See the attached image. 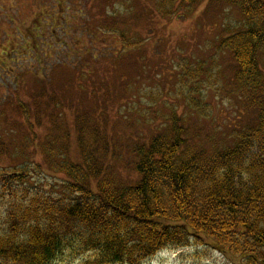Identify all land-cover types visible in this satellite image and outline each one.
<instances>
[{
	"label": "rangeland",
	"instance_id": "rangeland-1",
	"mask_svg": "<svg viewBox=\"0 0 264 264\" xmlns=\"http://www.w3.org/2000/svg\"><path fill=\"white\" fill-rule=\"evenodd\" d=\"M160 1L0 0V178L29 161L24 183H0V235L16 197L59 196L68 180L63 161L98 164L132 186L136 148L168 133L174 119L185 128V149L204 156L233 148L257 124L263 91L242 87L233 53L219 48L245 28L239 9L175 2L164 12ZM123 37L142 45L130 48ZM259 62L264 76V52ZM56 136L65 155L52 166L46 147ZM198 245L165 249L143 264H242Z\"/></svg>",
	"mask_w": 264,
	"mask_h": 264
},
{
	"label": "trees",
	"instance_id": "trees-1",
	"mask_svg": "<svg viewBox=\"0 0 264 264\" xmlns=\"http://www.w3.org/2000/svg\"><path fill=\"white\" fill-rule=\"evenodd\" d=\"M175 2H224L239 9L245 28L223 39L219 48L233 53L239 84L264 94L259 66L264 0H161L158 10L167 12ZM123 44L136 48L142 42L128 44L123 37ZM51 117L55 124L57 116ZM184 130L174 119L168 133L136 148L139 180L132 186L105 175L98 164L63 161L59 169L68 180L59 196L36 191L8 206L0 264H54L85 253L92 256L83 264H143L165 249L197 244L210 245L242 264H264V104L257 124L221 153L188 151ZM81 135L86 148L85 129ZM58 138L46 147L52 166L65 155ZM5 149L0 140V155ZM28 165L26 161L16 167L17 177H1V185L24 183Z\"/></svg>",
	"mask_w": 264,
	"mask_h": 264
},
{
	"label": "water",
	"instance_id": "water-1",
	"mask_svg": "<svg viewBox=\"0 0 264 264\" xmlns=\"http://www.w3.org/2000/svg\"><path fill=\"white\" fill-rule=\"evenodd\" d=\"M17 176H18V174H4V175H2V177L5 179H11V178H14Z\"/></svg>",
	"mask_w": 264,
	"mask_h": 264
}]
</instances>
